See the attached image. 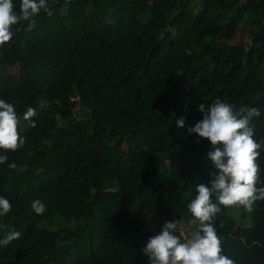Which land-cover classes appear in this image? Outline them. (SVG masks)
I'll return each mask as SVG.
<instances>
[{
  "label": "trees",
  "instance_id": "16d2710c",
  "mask_svg": "<svg viewBox=\"0 0 264 264\" xmlns=\"http://www.w3.org/2000/svg\"><path fill=\"white\" fill-rule=\"evenodd\" d=\"M48 7L51 16L42 9L0 45V99L14 105L25 141L0 149V196L12 205L0 240L21 233L0 245V264H140L150 218L194 221L187 205L215 168L211 142L188 129L216 99L260 111L251 126L264 187V0ZM242 36L251 48L234 41ZM29 108L37 115L25 120ZM218 206L222 254L264 264V200L251 212Z\"/></svg>",
  "mask_w": 264,
  "mask_h": 264
},
{
  "label": "clouds",
  "instance_id": "9594fccd",
  "mask_svg": "<svg viewBox=\"0 0 264 264\" xmlns=\"http://www.w3.org/2000/svg\"><path fill=\"white\" fill-rule=\"evenodd\" d=\"M42 9L48 16L53 14L48 0H21L19 13L13 0H0V45L11 41L14 25L30 21ZM199 110L203 113V119L188 131L211 142L212 150L208 152V158L215 168L209 174L210 182L199 183L196 186L197 194L187 205L194 221L199 223V229L188 238L176 220L166 222L162 231L150 237L142 250L149 258V264H234L232 259L222 254L221 240L212 224L213 218L221 210L218 205L242 206L251 212L256 201L264 200V187L256 186L260 171L256 161L261 145L253 138L254 129L251 126L252 119L259 117L260 111L254 107H244L235 112L232 105L220 99L210 106L200 104ZM36 115V110L29 108L23 118L31 120ZM175 123L182 128L185 120L181 118ZM18 125L14 105L0 99V149L16 151L23 146L25 141L19 135ZM35 126L33 121L32 127ZM6 161V156H0V163ZM8 167L16 169L17 165L11 163ZM213 195L218 204L212 201ZM31 207L37 215L46 211V205L39 199L34 200ZM11 209L9 200L0 196V217L9 214ZM20 237V232L12 231L0 240V245L6 246Z\"/></svg>",
  "mask_w": 264,
  "mask_h": 264
},
{
  "label": "rangeland",
  "instance_id": "374dc122",
  "mask_svg": "<svg viewBox=\"0 0 264 264\" xmlns=\"http://www.w3.org/2000/svg\"><path fill=\"white\" fill-rule=\"evenodd\" d=\"M235 42H239L240 44H242L246 49H249L253 46V43L251 40H248L245 36H242V37H238L234 40ZM234 42V43H235ZM155 220V222H151ZM148 227L147 228V232L150 233V237L154 236V235H157L159 234L161 231H162V228H163V225L165 224L164 222H160L158 218L156 217H152L148 220ZM183 229H184V232H185V235L188 237V238H191L192 235L196 232V227H195V223L194 221H191V222H180L179 223ZM197 226V225H196ZM152 228V229H151ZM177 235H179V233L177 232L176 233ZM140 264H149V258L145 255L144 259L142 260V262Z\"/></svg>",
  "mask_w": 264,
  "mask_h": 264
}]
</instances>
